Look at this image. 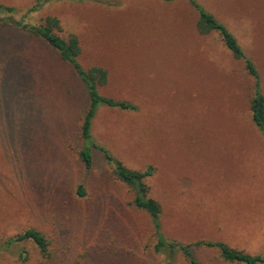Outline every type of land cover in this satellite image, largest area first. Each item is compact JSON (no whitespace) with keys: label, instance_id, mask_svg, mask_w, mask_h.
<instances>
[{"label":"rangeland","instance_id":"1","mask_svg":"<svg viewBox=\"0 0 264 264\" xmlns=\"http://www.w3.org/2000/svg\"><path fill=\"white\" fill-rule=\"evenodd\" d=\"M35 2L0 0L15 9L0 12V243L35 228L50 240V256L19 243L0 250V264L169 263L155 251L150 215L132 205L134 191L102 153L94 149L91 169L80 158L86 87L54 48L17 23L48 16L60 20L61 37L79 38L84 69H107L100 92L137 105L100 108L93 137L128 168L154 169L145 181L162 206L165 238L223 242L264 257V135L252 122L254 79L220 33H199L189 0H60L26 15ZM195 2L235 36L264 94V0ZM193 252L201 264H235L215 248Z\"/></svg>","mask_w":264,"mask_h":264},{"label":"trees","instance_id":"2","mask_svg":"<svg viewBox=\"0 0 264 264\" xmlns=\"http://www.w3.org/2000/svg\"><path fill=\"white\" fill-rule=\"evenodd\" d=\"M52 1L60 0H36L26 15L38 12L46 4ZM73 1H115V0H73ZM172 1V0H164ZM194 8L199 13V19L197 21V29L201 35H207L211 32H219L224 44L233 54V56L239 60L245 62L248 73L254 79V95L251 100L252 122L256 128L264 135V94L261 87L260 73L254 64V62L245 55L244 51L237 42L235 36L228 31V29L222 25L212 14L206 12L195 0H189ZM0 12L14 13L15 9L0 5ZM29 35L37 37L52 48H54L60 55L63 62L70 65L77 76L84 83L87 94L89 97V105L83 116L81 123V137L82 148L80 150V158L87 169H91L94 164V149L99 150L106 163L113 168L114 175L118 181L126 184L135 193L133 200V206L140 211L147 212L153 222L155 228V234L157 237V243L155 244V251L159 254H167L169 260L168 264H173L176 254L183 255L188 264H201L194 255V248H215L219 250L221 258L226 263L235 264H264V257L261 255H252L243 250L232 248L226 243L217 241L199 240L195 243L185 244L182 242L168 241L161 229V204L150 196V188L146 183V179L153 175L154 169L148 167L143 172L132 170L128 168L122 161L117 159L109 149L102 145H99L93 137V125L97 118L99 109L112 108L123 111H137L138 107L134 103L127 100H116L111 97H107L100 92V87L108 84L109 72L107 69L99 66H93L88 69H84L79 62V57L82 53L79 38L71 34L68 38H63L58 31H62L61 22L58 18L53 16L46 17L39 25L25 24L17 22ZM80 196H84L85 192L80 187L78 190ZM31 242L37 248L38 253L48 258L50 256V240L41 231L35 228L26 230L23 233H19L12 238L0 243V250L4 248L13 247L19 243ZM29 252L27 250H21L20 256L28 257ZM169 254V256H168Z\"/></svg>","mask_w":264,"mask_h":264},{"label":"crops","instance_id":"3","mask_svg":"<svg viewBox=\"0 0 264 264\" xmlns=\"http://www.w3.org/2000/svg\"><path fill=\"white\" fill-rule=\"evenodd\" d=\"M249 20L251 21V23H253V24L255 23V20L253 19V16Z\"/></svg>","mask_w":264,"mask_h":264}]
</instances>
